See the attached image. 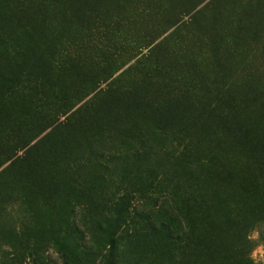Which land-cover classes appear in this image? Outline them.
I'll return each mask as SVG.
<instances>
[{"label": "rangeland", "instance_id": "374dc122", "mask_svg": "<svg viewBox=\"0 0 264 264\" xmlns=\"http://www.w3.org/2000/svg\"><path fill=\"white\" fill-rule=\"evenodd\" d=\"M0 264H264V0H0Z\"/></svg>", "mask_w": 264, "mask_h": 264}]
</instances>
